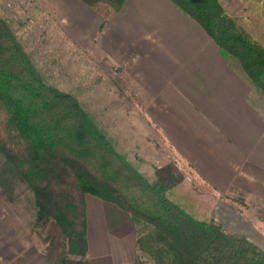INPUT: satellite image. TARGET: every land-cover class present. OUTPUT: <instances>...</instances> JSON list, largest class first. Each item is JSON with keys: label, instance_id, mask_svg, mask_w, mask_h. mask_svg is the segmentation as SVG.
<instances>
[{"label": "trees", "instance_id": "16d2710c", "mask_svg": "<svg viewBox=\"0 0 264 264\" xmlns=\"http://www.w3.org/2000/svg\"><path fill=\"white\" fill-rule=\"evenodd\" d=\"M105 4L102 31L126 0ZM194 18L264 103V44L228 15L219 0H171ZM116 70L122 67L112 66ZM152 125L157 127L151 120ZM0 153L33 191L37 231L48 264H91L86 196L95 195L127 213L138 247L159 264H264V250L228 231L211 215L219 198L246 214L241 197L219 193L191 166L171 161L149 180L111 144L78 98L49 84L6 18L0 17ZM145 233L150 238L146 241ZM149 241V243H148ZM142 264H155L152 261ZM0 264H2L0 262Z\"/></svg>", "mask_w": 264, "mask_h": 264}, {"label": "crops", "instance_id": "0c3cea01", "mask_svg": "<svg viewBox=\"0 0 264 264\" xmlns=\"http://www.w3.org/2000/svg\"><path fill=\"white\" fill-rule=\"evenodd\" d=\"M58 1L68 10L63 27L69 38L100 51L146 93V114L180 163L222 195L243 191L264 200V115L253 102L251 83L194 18L171 0H126L100 31L103 13L82 0ZM219 1L228 13L239 2L255 6L261 0ZM252 30L261 41L256 34L264 30ZM88 196L91 264H142L131 217L112 203L99 215L101 203ZM211 215L264 250V222L257 216L241 213L225 198ZM0 262L48 264L43 247L22 235L0 237Z\"/></svg>", "mask_w": 264, "mask_h": 264}, {"label": "rangeland", "instance_id": "374dc122", "mask_svg": "<svg viewBox=\"0 0 264 264\" xmlns=\"http://www.w3.org/2000/svg\"><path fill=\"white\" fill-rule=\"evenodd\" d=\"M94 8L101 13L108 9L105 4ZM67 12L58 0H0V17L9 21L46 81L75 95L116 151L151 181L156 178V167L174 161L187 174L182 186L189 183L192 177L187 166L179 162L162 132L149 122L146 93L125 70L114 69L100 51L81 47L69 38L63 27ZM227 12L246 30L247 26L251 32L264 30V0L255 6L239 2L236 8L227 7ZM256 35L264 44V34ZM252 99L264 115V103L253 94ZM228 195L242 198L240 191ZM88 197L101 203L96 213L100 215L103 210L107 214L108 202L92 194ZM244 199L248 213L263 223L264 200L247 197L245 193ZM39 230L33 191L0 153V237L29 236L44 251V244L36 234ZM147 234L146 243L150 239ZM140 256L142 262L159 264L157 255L144 249Z\"/></svg>", "mask_w": 264, "mask_h": 264}]
</instances>
